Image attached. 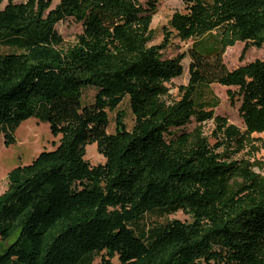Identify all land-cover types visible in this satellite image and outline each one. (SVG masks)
I'll return each instance as SVG.
<instances>
[{"label": "trees", "instance_id": "16d2710c", "mask_svg": "<svg viewBox=\"0 0 264 264\" xmlns=\"http://www.w3.org/2000/svg\"><path fill=\"white\" fill-rule=\"evenodd\" d=\"M51 1L0 8V43L13 49L0 53L4 143L31 117L59 136L7 173L0 264H264V178L237 157L247 133L264 131V0H183L158 44L150 24L161 0ZM67 18L82 31L63 47L55 25ZM173 35L192 43L189 79L168 104L164 82L185 57L164 56ZM236 42L262 57L228 69L222 55ZM212 83L230 87L243 130L214 116ZM126 96L132 128L117 110L107 132ZM192 118L199 125L184 130ZM212 118L214 143L201 125ZM91 143L103 163L85 158ZM178 210L191 220L143 223Z\"/></svg>", "mask_w": 264, "mask_h": 264}, {"label": "rangeland", "instance_id": "374dc122", "mask_svg": "<svg viewBox=\"0 0 264 264\" xmlns=\"http://www.w3.org/2000/svg\"><path fill=\"white\" fill-rule=\"evenodd\" d=\"M13 1L22 2L25 0ZM6 2L7 0H3L0 8H2ZM58 2L59 0H52L51 7H54ZM140 2L145 5L147 0H140ZM175 11H186L183 0H161L158 2L156 12L152 17L150 24L154 34L153 40L150 44H158L163 41L165 31L169 30L167 29V21ZM55 29L63 38V47H66L75 42L76 35L82 31V25L74 22L71 18H67L58 22L55 25ZM191 43V39L181 40L173 35L170 37L168 46L163 50L165 57L185 54V57L181 61L183 67L182 74L164 82L165 93L163 99L168 104L180 99L182 94L181 87L186 85L189 79L188 67L190 57L188 55V49L190 48ZM12 50V48L0 43V53ZM261 57V49L250 46L245 50L244 42H236L233 46L226 48L222 55V60L228 69H233L241 64ZM228 88L230 87L222 86L218 83L210 84L212 96L218 100V104L213 107L214 116H221L225 118L228 123L234 124L243 130L244 125L238 112L239 102L237 100H230L227 93ZM95 92L96 89L94 87L85 88L82 94V102L91 103L94 99ZM117 110L123 111L127 128L130 129L133 126L134 117L129 107L128 96H126L116 110L108 112L109 126L107 132H114V118ZM198 125L199 123L192 118L191 122L186 124L183 129L191 131ZM201 125L203 127V133L209 137L211 143H214V132L216 130V121L214 118L202 122ZM13 136L15 139L14 143L5 145L4 136L3 134H0V193L7 186V173L11 168L29 163L40 151L53 149L59 141V136L51 134L48 123L38 121L33 117L22 122L13 133ZM86 148L88 150L85 158L91 165L104 162L105 159L103 155L97 151L95 143L88 144ZM237 157H243L248 160L252 164L253 170L264 178V131L247 133L243 150L237 155ZM171 219H179L181 221L189 222L191 216L182 210L163 215L147 213L144 216L143 223L146 227H150ZM99 259L100 257H97L93 264H97ZM113 262L114 264H118L116 258L113 259Z\"/></svg>", "mask_w": 264, "mask_h": 264}, {"label": "bare ground", "instance_id": "6f19581e", "mask_svg": "<svg viewBox=\"0 0 264 264\" xmlns=\"http://www.w3.org/2000/svg\"><path fill=\"white\" fill-rule=\"evenodd\" d=\"M87 150H88V149L86 148V150H85V151H86V152H85V156L87 155Z\"/></svg>", "mask_w": 264, "mask_h": 264}]
</instances>
